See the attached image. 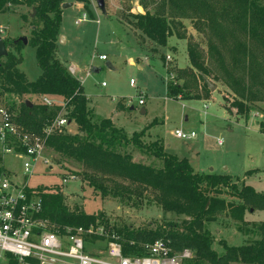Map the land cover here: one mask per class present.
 <instances>
[{
	"label": "rangeland",
	"instance_id": "1",
	"mask_svg": "<svg viewBox=\"0 0 264 264\" xmlns=\"http://www.w3.org/2000/svg\"><path fill=\"white\" fill-rule=\"evenodd\" d=\"M74 1L79 4L64 10V14L60 8L62 15L59 37L62 34L65 40L62 43L59 40V45L58 40L56 41L55 58L66 70L74 67L77 71L75 78L81 79L87 106L96 116L94 118L91 113L93 121L109 120L128 139L134 134L146 135L150 140L141 138L143 145L158 141L163 144L167 154L178 159L187 158L190 152L199 154L196 159L198 163L192 165L193 173L230 178V187L220 189L221 195L218 197L226 204L243 206L244 214L241 220H236L226 210L216 215L215 222L205 224L204 227L213 240L211 248L217 255L224 253L223 247L247 246L260 240L258 229L264 223V210L252 203L244 205L238 194L242 187H250L255 193L264 195V72L257 71L258 76L251 86L252 97L245 102L249 113L246 117L237 116V109L233 105L240 100L221 81L206 78L215 87L211 92L209 88L203 87L202 79H193L184 74L186 72H180L182 69L178 67L184 68L188 65L185 42L170 38L166 49L156 51L149 44L138 41V34L133 32L132 25L135 15L159 14L170 24L173 34L192 38L204 53L208 51V42L213 44L217 54L227 65H230L236 41L245 43L252 51L254 60L262 66L264 48L251 41L229 19H220L218 16L215 19L229 32L220 41L208 32L206 23L198 17L200 14L192 10L180 14L175 9L161 5L163 0H104L107 16L91 0ZM203 1L218 13L227 5L224 0ZM255 1L264 7V0ZM70 2L73 1L63 0L62 4ZM82 15H86L87 20L78 24ZM34 16V7L26 4L17 7L7 5L6 11L0 13V26L4 28L0 37L7 53L20 59L21 63L17 68L25 74L28 81H36L41 71L36 63L34 49L17 40L24 37L28 42L32 37V27L41 28ZM179 17H183L182 20ZM174 51L175 59L172 55V62L167 63L165 56L173 54ZM100 56H105L113 70L107 68L105 61L99 60ZM129 60H134L141 69L130 66ZM4 61L3 58L0 62ZM92 68L97 72H91ZM167 73L175 75L176 78H167ZM180 77L192 80L187 84L189 96L182 100H172L167 94L166 86L169 82L183 85L177 79ZM2 85L0 79V101L10 110L11 106L18 107L27 101L41 105V98L3 93ZM140 98H143V106L138 105ZM54 101L63 103V100ZM204 105L207 109H204ZM54 107L57 106L48 109ZM141 110L145 112L144 115L140 114ZM13 113L15 117L18 116L17 109ZM65 113L61 108L56 118L67 119ZM175 130L194 132L196 138L191 141L176 139ZM65 132L71 135L77 133L73 125L65 127ZM217 140L222 141L221 146L217 144ZM117 151L130 155L136 163L154 169L162 168L161 161L143 155L131 146ZM43 157L47 164L39 161L34 173L26 176L19 160L11 154L2 155L0 152V174L5 172L15 175L18 185L26 184L39 194H62L64 204L70 211L94 216L105 223L106 227L115 229L114 231L160 230L164 236L167 233H177L185 237L192 235V217L163 212L155 201L157 194L153 191H143L139 198L132 197L127 202H119L110 196L102 198L100 192L89 185L85 174L96 176L98 181H103L102 184L111 190L122 185L128 186V183L92 174L81 165L63 159L49 149H46ZM189 160L191 158L187 160L188 163ZM208 169L210 170L207 172ZM197 171L205 173L199 174ZM70 177L74 179L69 180ZM159 239L163 240L164 237ZM103 248L104 246H88V250L93 253L103 252ZM187 251L192 258L184 264H208L197 260L190 250ZM12 262L17 264L11 258L1 261L2 264Z\"/></svg>",
	"mask_w": 264,
	"mask_h": 264
},
{
	"label": "trees",
	"instance_id": "2",
	"mask_svg": "<svg viewBox=\"0 0 264 264\" xmlns=\"http://www.w3.org/2000/svg\"><path fill=\"white\" fill-rule=\"evenodd\" d=\"M62 2L63 0H0V13L6 11L7 5L33 6L34 18L41 25V28L32 27V37L27 42V45L35 51V59L41 75L36 81L28 82L25 75L17 68L21 63L20 59L7 53L5 61L0 62L2 91L12 95H31L36 98L48 96L63 100V109L66 112L64 116L70 122L69 126L73 125L76 128L77 133L68 134L65 128L56 132L47 139V149L63 159L81 165L92 174L116 178L128 183V186L122 185L111 190L102 184L103 181H98L99 178L96 176L85 174L84 177L89 181V185L98 190L102 198L110 196L118 199L119 202H127L132 197L139 198L143 191L151 190L157 194L155 201L163 212L192 217L193 232L188 237L177 233H167L164 236L160 230H116L121 237L123 253L141 256L143 252L138 245L152 243L164 237L163 240L169 243L174 251L190 250L197 260L208 264H264V223L258 229L260 240L251 245L223 247L222 255H217L211 248L213 240L210 232L205 229V224L215 222L216 215L226 210L229 216L236 220H241L244 214L243 206L226 204L218 197L221 195L220 189L230 187L229 177L195 174L186 159L179 160L167 154L158 141L143 145L140 142L143 134H134L128 139L109 121L102 119L98 122L93 121L91 112L87 109V99L81 84L70 76L55 58ZM224 2L227 5L219 13L203 0H163L161 5L175 9L180 14L186 10L200 14L198 17L206 23L208 32L220 41H222L221 37L229 32L215 17L229 19L251 41L264 48V7L255 0H224ZM182 18L179 17L180 20ZM132 26L156 47H166L167 40L172 37L184 41L189 67L180 72H186L184 74H188L193 79L201 80L204 77L208 80L212 78L214 81H221L240 100L233 105L237 109L236 115L247 116L249 112L245 102L252 97L251 86L258 76L257 71L264 72V66L254 60L252 51L245 43L235 42L230 65H227L217 54L213 44L208 42V51L204 53L192 38L173 34L170 24L159 14L135 15ZM167 75L174 76L172 80L176 78L171 73ZM177 79L182 81L183 85L169 82L166 86L167 94L172 100H182L189 96L187 84L192 80L181 77ZM202 84L205 89L208 88L205 82ZM30 103V106L25 102L18 107L11 106L12 111L18 110L15 121L23 130L41 134L42 130L55 120L61 107L48 109L40 104ZM129 146L143 155L161 161L162 168L154 169L136 163L130 155L117 151ZM238 196L244 205L252 203L264 210V195L255 193L252 188L242 187ZM41 199L42 218L47 219L56 229L88 228L96 222L106 226L94 216L70 211L64 204L62 194H41ZM131 242L133 246H129Z\"/></svg>",
	"mask_w": 264,
	"mask_h": 264
},
{
	"label": "built area",
	"instance_id": "3",
	"mask_svg": "<svg viewBox=\"0 0 264 264\" xmlns=\"http://www.w3.org/2000/svg\"><path fill=\"white\" fill-rule=\"evenodd\" d=\"M91 1L95 3L96 0ZM86 20L87 16L82 15L78 24ZM3 33L4 28L0 26V35ZM99 60L106 61V58L100 56ZM165 60L172 62V54H167ZM67 73L73 78L77 74L74 67H68ZM166 76L171 80L174 77ZM40 98L42 106H56L54 100L46 96ZM143 104V98H140L138 105ZM204 109H207L206 105ZM15 120L13 111L0 101V152L19 160L25 175L30 176L39 161L47 164L43 157L47 139L68 127L70 122L58 117L41 134H34L23 130ZM174 137L191 141L196 134L175 130ZM217 144L221 146L222 141L217 140ZM15 179L13 174H0V264L2 259L8 258L17 264H184L192 258L189 251H174L161 239L138 245L143 252L141 256L125 255L120 235L99 222L88 228L56 229L42 218L41 194L26 184L18 185ZM72 179L74 177L69 178ZM133 245L129 243V246ZM88 246H104L103 252H90Z\"/></svg>",
	"mask_w": 264,
	"mask_h": 264
},
{
	"label": "crops",
	"instance_id": "4",
	"mask_svg": "<svg viewBox=\"0 0 264 264\" xmlns=\"http://www.w3.org/2000/svg\"><path fill=\"white\" fill-rule=\"evenodd\" d=\"M67 1H69V0H67ZM71 1H73V2H70V4H72V6H74V4H77L78 2H76V1H74V0H71ZM79 4V3H78ZM81 5V4H80ZM82 6V5H81ZM66 10V9H65ZM62 14H64V10L62 11ZM61 14V15H62ZM105 16H107V14L105 15ZM110 16H108V18H109ZM118 23V22H117ZM119 24V23H118ZM119 26L121 27V25L119 24ZM123 28V27H122ZM124 29H126V28H124ZM126 30H128V31H132V30H130V29H126ZM133 32H136L138 35H137V37H138V41L139 42H141V43H147V44H149L150 45V47H151V49H154V50H156V51H162V49H166V47H164V48H161V47H156L154 44H152L150 41H148L147 39H145L138 31H136V30H134L133 29ZM61 34V33H60ZM62 35V34H61ZM60 35V37H62ZM60 37H59V39H58V42H59V40H60ZM140 37H142V39L140 38ZM172 38H174V37H172ZM170 39V38H169ZM175 39V38H174ZM63 40H65L64 38H63ZM175 40H177V39H175ZM168 41V40H167ZM178 41H181V40H178ZM184 42V41H183ZM59 44H61L60 42L58 43V45ZM167 46V45H166ZM185 48H186V45H185ZM175 54H176V52L174 51L173 52V57H174V59H175ZM56 55H57V53H56ZM187 55V54H186ZM106 61H107V59H106ZM105 61V62H106ZM187 61H188V58H187ZM61 62H63V61H61ZM108 62H106V64H107ZM63 64H64V62H63ZM110 64V63H109ZM129 65L130 66H136L137 67V69L139 70V69H141V66L138 64H135L134 63V60H129ZM19 67V66H18ZM110 67H111V69L110 70H113V68H112V65L110 64ZM189 67V62H188V65L186 66V67H184V68H179L178 67V69H186V68H188ZM19 69V68H18ZM22 72V71H21ZM91 72H93V73H96L97 72V70H95V69H91ZM23 73V72H22ZM76 73H77V71H76ZM24 74V73H23ZM25 75V74H24ZM79 76V75H78ZM26 77V76H25ZM75 78V77H74ZM27 79V78H26ZM76 79V78H75ZM76 80H78L79 81V83L81 84V86H82V81H81V79L80 78H78V79H76ZM28 81V80H27ZM28 82H34V81H28ZM82 88H83V86H82ZM48 97V96H47ZM49 99H51V100H60V101H62V99L61 98H57V97H48ZM120 105V104H119ZM56 106L57 107H61V108H63V103L62 104H58V103H56ZM87 108H88V110L92 113V116L94 117V118H96V116L94 115V113H93V111L87 106ZM141 111H143V110H141ZM140 111V112H141ZM107 121H109V120H107ZM110 122V121H109ZM111 123V122H110ZM112 124V123H111ZM113 125V124H112ZM114 126V125H113ZM115 127V126H114ZM116 128V127H115ZM116 129H118V128H116ZM120 130V129H119ZM144 137L146 138V135H144L142 138L144 139ZM146 140L147 141H149L150 139H148V138H146ZM152 141V140H151ZM162 146H163V144H162ZM164 147V146H163ZM164 151L166 152V149H165V147H164ZM167 153V152H166ZM199 154H196V155H194V152H190V154L187 156V158H182V159H186V160H188L189 158H191V160H189V164H190V166H191V168L192 169H194L193 168V164L194 163H198L197 162V156H198ZM174 156V155H173ZM176 157V156H175ZM179 160H181V159H179ZM196 160V161H195ZM193 161H195V162H193ZM210 169H213V168H210ZM210 169H208V170H206L207 172L210 170ZM214 171V170H213ZM197 173H199V174H202V173H205V171L203 172V171H200V172H198L197 171ZM87 214V213H86Z\"/></svg>",
	"mask_w": 264,
	"mask_h": 264
},
{
	"label": "water",
	"instance_id": "5",
	"mask_svg": "<svg viewBox=\"0 0 264 264\" xmlns=\"http://www.w3.org/2000/svg\"><path fill=\"white\" fill-rule=\"evenodd\" d=\"M95 4H96L97 9L99 11H101L103 15H106L105 7H104L105 6L104 5V0H96ZM70 7H72V4H70V3H64V4L61 5V9L62 10L68 9ZM17 42H21L24 46L27 45V39L24 38V37L23 38H19L17 40ZM60 42L61 43L63 42V37H60ZM6 56H7V49H6V47H5L4 43H3V40L0 37V61H1V59L5 58ZM106 66H107L108 69H111L109 63H107ZM202 80H203V82H205L207 84V87L209 88V91L213 92L215 90L214 85H212L210 82H208V80L206 78L203 77ZM25 104L27 106L31 105V103L28 102V101L25 102ZM144 113H145L144 111L140 112L141 115H144Z\"/></svg>",
	"mask_w": 264,
	"mask_h": 264
}]
</instances>
